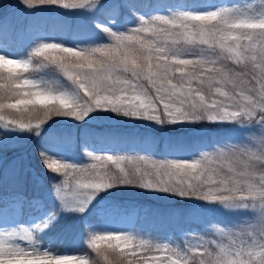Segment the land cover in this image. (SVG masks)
Segmentation results:
<instances>
[{
	"label": "snow or ice",
	"instance_id": "1",
	"mask_svg": "<svg viewBox=\"0 0 264 264\" xmlns=\"http://www.w3.org/2000/svg\"><path fill=\"white\" fill-rule=\"evenodd\" d=\"M106 4L108 23L93 21L105 41L85 46L35 34L30 20L13 25L3 18L0 128L39 135L54 116L84 122L93 113L110 112L161 127L206 122L247 129L243 139L205 146L187 159L97 154L87 147L93 162L83 166L45 151L40 158L49 172L64 178L52 185L64 211L84 213L99 193L127 187L251 213L232 226L213 223L221 239L192 237L195 243L183 244L154 241L139 231L98 234L86 224L84 243L104 264H264V6L194 0L161 3L144 15L132 0H96V8L69 0H19L26 17L38 12V5L92 14ZM123 9L138 18L117 27ZM10 40L30 50L10 58ZM42 71L58 74L70 87L57 88L31 75ZM13 97L15 102H7ZM5 110L28 119L6 118ZM249 135L259 136L256 151L244 145ZM178 151L184 149L172 147L168 153ZM4 180L0 170V217L6 208L21 214L36 203L17 170L5 204ZM57 215L52 212L31 227L0 230V264H100V259L40 248L39 234Z\"/></svg>",
	"mask_w": 264,
	"mask_h": 264
},
{
	"label": "rangeland",
	"instance_id": "2",
	"mask_svg": "<svg viewBox=\"0 0 264 264\" xmlns=\"http://www.w3.org/2000/svg\"><path fill=\"white\" fill-rule=\"evenodd\" d=\"M69 2L89 4L96 8V0H69ZM175 3L186 2L193 3L189 0H174ZM197 2H200L197 1ZM209 4H223L225 6H245L251 4L259 10L264 6V0H206ZM161 3L155 5L136 8L141 14L148 15ZM38 12L30 13L31 17L23 15L22 10H17L15 14L10 12L2 18L7 17L10 24L17 25L20 22L27 23L32 21V32L35 34L45 35L52 40L62 42L67 46L77 44L85 46L91 43L105 41L104 34L95 27L94 20L100 23H108V5L100 7L92 14H88L82 9H57L50 6H37ZM125 10V11H124ZM120 22L116 25L122 27L125 22H134L138 17L132 15L128 9L121 10ZM50 16L56 17L57 20H63L66 24L63 26L64 31L56 32L55 28L48 31L38 23L39 19ZM73 27V35L67 33V29ZM95 35V37H91ZM30 49H23L20 44L9 41L7 52L10 58L19 57L23 52ZM28 76L29 74H25ZM33 78H43L49 81L54 87H70L62 77L48 71L36 72L31 74ZM146 84V82H145ZM15 102V98L11 101ZM6 113V111H5ZM6 118H13L7 116ZM27 120L28 117L21 118ZM32 123H36L32 120ZM33 132L6 131L0 128V170L5 175L3 189L5 195V204L7 196L13 190L15 173L20 170L23 174L24 186H28L26 172L28 168L35 173L38 184L35 190L26 191L30 200H35V204L26 205L21 214H17L10 208H6V215L0 217V230H12L15 227H31L41 223L50 213L57 212L56 221L64 210H61L60 201L53 192L52 185L60 183L64 178L62 175L51 173L49 180H45L38 175L32 164L26 167L22 166L24 160L28 157L35 158L37 149H43L56 158L68 162L87 165L92 163L91 158L86 156L84 148L104 154L111 152L116 155L129 156L148 154L154 160H163L166 158H190L195 154L197 149L214 144L225 142H237L244 138L247 129L239 128L236 125L224 124L214 125L206 122L196 125L187 126H157L147 121L132 120L125 117H118L110 112L93 113L86 121L77 122L70 118L53 117L42 126L39 135ZM200 135V137H199ZM196 138V140H194ZM189 139L195 143L187 144ZM244 145L256 151L260 146L258 135H249L244 141ZM255 145V147L253 146ZM172 147H180L184 151L168 153ZM22 149L24 152L17 153ZM32 179V178H31ZM8 183V184H7ZM107 194L100 193L88 206L80 219V235L74 233L69 238L55 239L46 235L47 229L41 232L40 248L47 249L53 254L63 255H84L88 257L85 249V225L90 224L92 227L88 231H96L103 234L104 231H139L141 235L154 241L170 239L177 244H183L187 240L195 243L192 237H204L205 240L210 238L221 239L216 236L212 227L215 223L219 227L232 226L249 219L251 213L246 210L225 209L220 205L208 206L198 201L182 199L164 193H153L139 188H115L106 191ZM122 193L127 194L124 196ZM149 195L158 200L170 202L175 206L185 205L188 212H196L197 219L189 222L187 225H172L163 223L159 226L146 217L148 203L145 198ZM183 202V203H182ZM53 221V222H54ZM52 222V223H53ZM51 223V224H52ZM50 224V225H51ZM82 224V225H81ZM143 230V231H141ZM194 230L188 235L184 231ZM79 235V237H78ZM80 241V242H78ZM25 244L26 242H21Z\"/></svg>",
	"mask_w": 264,
	"mask_h": 264
},
{
	"label": "trees",
	"instance_id": "3",
	"mask_svg": "<svg viewBox=\"0 0 264 264\" xmlns=\"http://www.w3.org/2000/svg\"><path fill=\"white\" fill-rule=\"evenodd\" d=\"M173 0H132V2L136 3L135 7L136 8H143L145 6H150L152 4L162 2V3H168L172 2ZM194 1V0H192ZM39 6V5H38ZM17 10H22L21 6H19V0H0V18H2L3 15L13 12ZM57 17V16H56ZM56 17H50L46 16L43 17L42 19H39V23L45 27V29H50L51 27L55 28L57 32L59 31H64L65 28L63 27L66 22L63 20H57ZM123 17V14H122ZM73 27L67 29V33L73 35ZM95 37V35L91 36ZM11 41V40H10ZM15 98V97H13ZM6 113L11 112V117L15 118H24L27 116L25 114L24 116H20L19 113H16L15 110H5ZM47 124V122H46ZM42 126H45L42 125ZM196 140V139H195ZM194 141H191V144ZM41 151H44L43 149H37V154L35 158L30 157V162L34 163L35 166L37 167L39 172H44L48 171L46 169L41 161L40 158V153ZM46 152V151H45ZM19 153H23L22 150H19ZM48 153V152H47ZM49 154V153H48ZM50 155V154H49ZM52 156V155H51ZM46 173V172H44ZM47 177V176H46ZM31 184V186H30ZM28 187L25 188L27 189H35L36 187V181L32 180L31 183H28ZM126 188V187H125ZM102 194H107L105 192H101ZM124 196L127 194L122 193ZM147 198L150 199V204L147 208V215L150 219H152L156 225H160L163 223H171L172 225H187L189 222H193L197 219V214L196 212H188L187 209L185 208V205H180V206H175L169 202H165L162 200H158L154 197H151L147 195ZM183 203V202H182ZM82 213L74 212V211H65L58 220H56L48 229L47 233L51 235L55 239H60V238H69L68 236H74V233H79L80 232V224L78 223V220ZM79 236V235H78ZM85 249L87 250L89 260H94V259H100V264H104L103 260L99 257H97L96 253L94 250L89 248L85 243ZM110 251V250H109ZM111 259V256H110Z\"/></svg>",
	"mask_w": 264,
	"mask_h": 264
}]
</instances>
